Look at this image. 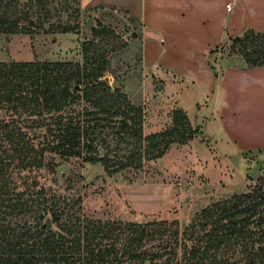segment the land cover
I'll use <instances>...</instances> for the list:
<instances>
[{
    "label": "trees",
    "instance_id": "obj_1",
    "mask_svg": "<svg viewBox=\"0 0 264 264\" xmlns=\"http://www.w3.org/2000/svg\"><path fill=\"white\" fill-rule=\"evenodd\" d=\"M109 8L137 25L133 37L141 36L139 20ZM80 17V0H0V35L77 33ZM116 39L115 30L96 19L81 42V61H0V264H264V174L248 191L198 210L182 240L177 221L88 217L80 197L39 184L35 173H54L51 155L99 163L113 176L199 134L186 112L174 109L168 127L144 135L143 108L107 80H118L109 56ZM228 42L248 67L264 66V32L247 29ZM110 131L119 144H130L123 160L111 162L96 149Z\"/></svg>",
    "mask_w": 264,
    "mask_h": 264
},
{
    "label": "rangeland",
    "instance_id": "obj_2",
    "mask_svg": "<svg viewBox=\"0 0 264 264\" xmlns=\"http://www.w3.org/2000/svg\"><path fill=\"white\" fill-rule=\"evenodd\" d=\"M89 2L80 0L77 33L0 35V61H81V42L90 37V29L100 19L120 38L114 42L116 50L109 53L118 80L111 75L107 80L110 85H119L131 103L143 108L144 135L168 127L174 109L184 110L199 134L186 144L171 145L159 159H144L140 169H126L113 176L107 175L99 163H84L73 157L61 159L57 155H51L54 173L43 170L35 175L51 193L80 197L88 217L135 223L177 221L182 240L184 228L198 210L244 193L256 183L264 174V153L243 157L235 153L216 122L207 116L209 108L195 86L162 69L143 65L142 23L141 36L135 38L132 33L137 31V25L127 16L109 7L93 11L86 8ZM231 54L234 53L227 42L216 48L209 61L216 66L218 59ZM205 116L209 119L205 120ZM103 137L106 143L98 139L96 149L100 155L106 153L111 162L130 154V144H119L116 134L110 131Z\"/></svg>",
    "mask_w": 264,
    "mask_h": 264
},
{
    "label": "crops",
    "instance_id": "obj_3",
    "mask_svg": "<svg viewBox=\"0 0 264 264\" xmlns=\"http://www.w3.org/2000/svg\"><path fill=\"white\" fill-rule=\"evenodd\" d=\"M99 5L142 23L143 65L195 86L235 153H264V66L231 54L218 59L214 76L208 64L210 50L230 38L264 32V0H90L86 8Z\"/></svg>",
    "mask_w": 264,
    "mask_h": 264
},
{
    "label": "water",
    "instance_id": "obj_4",
    "mask_svg": "<svg viewBox=\"0 0 264 264\" xmlns=\"http://www.w3.org/2000/svg\"><path fill=\"white\" fill-rule=\"evenodd\" d=\"M46 225H47V227L48 228H50L51 227V223H50V220L48 219V220H46Z\"/></svg>",
    "mask_w": 264,
    "mask_h": 264
},
{
    "label": "built area",
    "instance_id": "obj_5",
    "mask_svg": "<svg viewBox=\"0 0 264 264\" xmlns=\"http://www.w3.org/2000/svg\"><path fill=\"white\" fill-rule=\"evenodd\" d=\"M227 9H228V10L230 9V5H227Z\"/></svg>",
    "mask_w": 264,
    "mask_h": 264
}]
</instances>
